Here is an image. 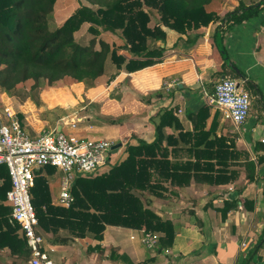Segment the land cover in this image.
I'll use <instances>...</instances> for the list:
<instances>
[{
	"label": "trees",
	"instance_id": "obj_1",
	"mask_svg": "<svg viewBox=\"0 0 264 264\" xmlns=\"http://www.w3.org/2000/svg\"><path fill=\"white\" fill-rule=\"evenodd\" d=\"M221 1L80 0L75 11L54 27L51 19L57 0H0V87L11 92L19 84L31 82L33 89L46 88L67 78L86 88L110 83L122 69L133 72L158 62L161 49L156 42L166 39L168 29L186 34L217 23L216 29L224 32L256 19L264 8V3L252 2L221 16L217 9ZM151 10L159 16L154 24ZM85 23L93 36L84 43L76 39L75 32ZM108 34L115 38L110 40ZM109 69H114L110 75ZM222 74L244 80L247 89L261 93L245 81L243 70L238 74L225 61L217 76ZM217 119L216 112L199 145L196 141L182 144L177 134H164L161 126L152 142L128 141L125 156L107 171L75 178L74 202L69 207L53 202L49 177L42 169L37 171L30 192L40 229L51 234V242L60 244L86 236L102 240L108 225L144 229L159 233L156 252L170 249L177 226L150 208L148 196L167 198L193 181L225 185L242 173L247 182L259 178L264 154L258 151L263 146H254L251 152L237 146L236 137L224 132L218 135ZM45 171L54 175L56 168L49 166ZM0 181V252L7 250L16 262L25 264L31 252L20 226L10 222L11 207L5 201L12 183L6 165H0ZM244 203L253 209L252 199ZM238 205L237 197L228 198L221 212L225 216ZM257 249L254 246L249 251L246 261Z\"/></svg>",
	"mask_w": 264,
	"mask_h": 264
},
{
	"label": "crops",
	"instance_id": "obj_2",
	"mask_svg": "<svg viewBox=\"0 0 264 264\" xmlns=\"http://www.w3.org/2000/svg\"><path fill=\"white\" fill-rule=\"evenodd\" d=\"M259 1L222 0L217 9L224 16L239 5ZM217 26L210 23L186 34L168 29L166 39L156 42L161 49L158 62L133 72L122 69L110 83L83 86L78 92L85 98L78 108L79 98L73 95L70 100H64L65 103L57 104L67 112L59 117L55 127L61 126L63 131L66 127L69 132L89 138L122 143L116 153H109L106 164L93 175L107 171L110 164L121 160L128 141L152 142L161 128L164 134H177L182 144L191 145L194 141L201 144L216 112L218 135L224 132L236 137L237 146L251 152L257 145L264 148V8L256 19L235 24L224 32L216 29ZM219 26L223 27L224 23ZM219 32L231 62L245 72V81L261 90L255 94L245 87L256 98L258 111L250 112L251 116L239 128L209 101L215 82L221 78L217 73L224 61L217 38L214 39ZM113 72L111 69L108 75ZM85 108L89 109L87 115H84ZM63 119L74 121L76 126L64 124ZM225 123L231 125L228 127ZM29 133L34 136L40 131L34 127ZM258 152L264 154V150ZM42 170L43 175L49 177L55 202L62 172L56 169L54 175H48ZM175 192L158 203L148 196L150 205H157V213L177 226L175 242L168 253L154 252L131 238L137 235V230L108 225L102 240L86 236L75 238L69 244L53 243L51 234L44 232L46 241L56 249L52 253L54 264H264V164L254 182H247L242 173L229 184L193 181ZM232 197L239 199V205L224 216L221 208L225 200ZM246 199L253 200V209L246 208ZM244 236L248 238V247L245 256L240 258L239 244ZM254 246L258 248L256 253L246 261ZM0 264L21 263L3 250Z\"/></svg>",
	"mask_w": 264,
	"mask_h": 264
},
{
	"label": "built area",
	"instance_id": "obj_3",
	"mask_svg": "<svg viewBox=\"0 0 264 264\" xmlns=\"http://www.w3.org/2000/svg\"><path fill=\"white\" fill-rule=\"evenodd\" d=\"M226 82H235V91L229 93L223 88ZM171 86L172 83H167ZM247 96L248 105L241 109L234 105L235 95ZM209 101L219 108L231 123L239 128L249 117L252 96L242 83L225 76L214 84ZM64 124L75 127L74 121ZM106 138H89L73 132L66 133L58 127L31 135L22 126L17 111L5 106L0 112V165H6L12 186L7 192L6 202L11 207L10 222L20 226L31 252L29 264H54L52 253L55 246L46 241L39 227V220L31 200V188L35 183L37 171L52 166L62 172L59 192L55 203L69 207L74 202L72 185L77 176L93 174L106 164L112 145ZM147 249L156 250L159 234L137 230L131 238L136 239ZM248 247L247 236L242 237L239 249L240 258L245 256ZM168 252V250H166Z\"/></svg>",
	"mask_w": 264,
	"mask_h": 264
},
{
	"label": "rangeland",
	"instance_id": "obj_4",
	"mask_svg": "<svg viewBox=\"0 0 264 264\" xmlns=\"http://www.w3.org/2000/svg\"><path fill=\"white\" fill-rule=\"evenodd\" d=\"M80 0H57L56 6L52 15L51 25L55 27V24L61 23L69 14L73 13L78 7ZM152 16L151 24L157 20L158 13L155 10L150 11ZM92 33L88 30V24L85 23L82 27L75 32V37L80 42H88L92 37ZM107 37L112 40L115 36L108 34ZM109 69L108 72H110ZM241 83L242 81L239 80ZM31 82H26L19 84L15 90L8 92L0 87V112H3L5 106H12L18 113L21 120L23 128L29 133L34 127L39 129L40 133L49 131L53 129L59 117L66 114L67 110L61 109L58 103L64 102V100H70V96L73 95L74 98H79V104L77 108L83 104V99L85 95H81L78 89L82 88V83H78L69 78L62 81H58L51 86L46 88H36L31 87ZM251 94V93H250ZM80 95V97H79ZM252 96L251 114L256 113L258 110L255 109V100ZM256 99V98H255ZM71 102V101H69ZM73 102V101H72ZM65 103V102H64ZM257 108V107H256ZM253 111V112H252ZM89 112L88 108H85L84 115ZM251 114H249L251 116ZM231 125V124H230ZM228 125V127L230 126ZM66 133H69L64 128ZM115 161V160H114ZM113 164H110L112 166ZM58 169V168H56ZM59 170V169H58ZM99 172V171H98ZM61 176V173H60ZM170 196V195H168ZM154 202L164 201L167 198L153 197ZM55 203V202H54ZM56 204V203H55ZM157 205H150V208L155 210ZM157 212V210H155ZM159 234V233H158ZM137 240V237H136ZM156 252V250H152ZM169 252V249H168ZM167 252V253H168ZM166 253V250H165ZM26 264H29L28 262Z\"/></svg>",
	"mask_w": 264,
	"mask_h": 264
},
{
	"label": "water",
	"instance_id": "obj_5",
	"mask_svg": "<svg viewBox=\"0 0 264 264\" xmlns=\"http://www.w3.org/2000/svg\"><path fill=\"white\" fill-rule=\"evenodd\" d=\"M263 2H264V0L259 1L258 2V5L262 4ZM216 44H217V47H218L219 52L222 55L223 60L227 63V65L229 67H231L232 69H234L236 71V73L240 74V69L231 62V60H230V58H229V56H228V54H227V52H226L223 44H222V38H221L220 32L217 34ZM225 76H226L225 74H222L221 75V78H224ZM121 145H122L121 142H117V143L113 144L112 145V148H111V152L112 153H116L117 150H118V148Z\"/></svg>",
	"mask_w": 264,
	"mask_h": 264
},
{
	"label": "clouds",
	"instance_id": "obj_6",
	"mask_svg": "<svg viewBox=\"0 0 264 264\" xmlns=\"http://www.w3.org/2000/svg\"><path fill=\"white\" fill-rule=\"evenodd\" d=\"M223 88L227 89L229 93H233L235 91V82H226ZM234 105L241 109H246L248 105L247 96L241 97L236 94L234 98Z\"/></svg>",
	"mask_w": 264,
	"mask_h": 264
}]
</instances>
